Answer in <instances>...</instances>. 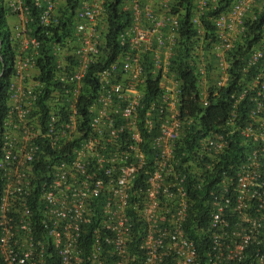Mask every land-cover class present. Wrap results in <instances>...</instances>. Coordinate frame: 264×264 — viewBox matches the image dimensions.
Listing matches in <instances>:
<instances>
[{
    "label": "built area",
    "instance_id": "built-area-1",
    "mask_svg": "<svg viewBox=\"0 0 264 264\" xmlns=\"http://www.w3.org/2000/svg\"><path fill=\"white\" fill-rule=\"evenodd\" d=\"M80 1V17L90 25H80L77 35L94 37L100 14L95 4L102 0ZM42 2L47 5L44 16L55 19L61 0ZM138 2L133 0L136 25L125 35L129 40L122 37L121 45L129 51L97 74L102 95L86 104V114L78 106L76 89L82 74H71L64 58L56 61L53 81L73 89L68 103L66 94L43 102L46 84L39 80L35 60L16 58L7 112L0 122V263L52 264L53 252L61 264H264V22L257 35L251 31L253 45L245 63L236 67H243L237 82L242 93L232 96L221 129L210 131L195 148L213 176L208 191L210 245L201 260L183 223L189 208L186 169L192 164L181 163L187 155L179 160L176 153L187 123L180 118V99L168 91L158 106L138 115L139 87L145 81L138 54H130L150 50L153 42L151 33L142 29ZM258 2L236 0L229 15L217 23L212 53L218 60L219 85L232 77L234 51L248 39L245 17L255 22L252 8ZM206 4L200 1L202 8ZM9 6L16 18L10 30L12 45L21 52H36L40 43L29 32L25 0H9ZM96 42L84 40L79 69L102 53ZM161 53L156 50L157 70ZM163 53L167 61L172 49ZM194 54L204 84L205 50L199 45ZM177 86L175 82L172 90ZM243 99L252 104L244 125L237 116ZM152 133V139L145 138ZM236 134L242 141L237 148L244 145L248 152L226 165ZM72 143L77 148L70 150ZM36 166L44 169L41 175ZM85 226L91 227L93 242L83 247H88L83 256Z\"/></svg>",
    "mask_w": 264,
    "mask_h": 264
},
{
    "label": "clouds",
    "instance_id": "clouds-1",
    "mask_svg": "<svg viewBox=\"0 0 264 264\" xmlns=\"http://www.w3.org/2000/svg\"><path fill=\"white\" fill-rule=\"evenodd\" d=\"M122 3L120 4L121 10L123 12H128L131 15L132 18V24L130 27L125 29L121 34L118 35V43L122 47L121 51H119L116 55L112 56L111 47L108 46L107 38L110 35V28H109V20L106 10V4L107 0H102L101 4H95V9L97 11H100L99 16L97 17V20L95 22L94 28L96 30V36L92 37L90 35L83 36L80 38V36L77 35L78 27L82 24L90 25V23L86 22L80 17V11L83 7V2L80 0H76V8L74 10V29L72 31V34L67 36L62 42L54 43V49H55V60H54V66H53V72L55 70V64L59 56L64 58L70 67V73L82 74V78L79 81V83L76 84L77 90H78V106H83V110L85 109L86 104H88L90 101L94 100L96 97H99L102 95V87L101 82L99 78H97V74L103 71L104 69L110 68L114 63L121 61L125 55L126 52L129 51V49L124 48L122 43V37L129 40L128 37H125L126 33L131 30V28L136 25L135 21V14L133 10V0H121ZM201 0H193V5H190V23L192 25L193 29V35L190 37L187 44H185V41L182 37V28H181V17L185 14H187V6L183 3L182 0H139V8L141 10V16H142V29L145 32H150L152 35V48L150 50H145V47L136 52H131L130 55L138 54L139 57V65L140 71L142 72V79L144 82L143 86L139 87V91L141 93V107L138 109V115L141 116L145 113V111H148L151 107L156 104L158 106V99L162 98L165 93L168 91H171L172 93L174 90H172L175 86V82L179 83L178 80H180L179 74L175 72V64L178 62L177 60V54L181 51L183 53V62L185 64L186 70L193 71V75L196 77V84L198 85L196 95L200 98L201 103L204 105V100H207L208 103L210 101V96L212 94L217 95L216 89H225L228 87L231 82L233 81L237 85V81L239 78H232L228 83L225 85H219L220 80L218 78V60L216 59L215 55L212 53L213 44L218 41V28L217 23L222 19L229 15L231 12L233 5L236 0H232L230 3V6L227 8L226 11H220L218 9L221 4L224 5L227 0H207L206 6L202 8L200 5ZM259 2L252 8L253 15H255L257 18L253 24H251V16H246L245 21L246 25L248 26V39L251 41V46L253 45V42L255 39H251V31H253L254 35L256 34V31L259 30V26L264 22V4H262V0H258ZM90 4L94 3V0H88ZM4 4L8 7L9 15H8V24L11 30V25L16 22V18L14 16V13L12 12L10 6H9V0H4ZM41 4V7L37 6ZM38 4L37 0H25V7L29 10V23H28V29L30 34L40 43L39 48L34 52L32 49H29L25 52H21L15 45H12L11 40L10 44L13 50L15 51L14 60L12 61V64L8 66L4 62V58L1 59L2 64L0 63V70L2 71V74L5 72H14V66L15 61L18 56L22 57H32L31 59L35 60L36 66L38 69V72L40 74L39 80L42 81V83L46 84V90L43 97V102L45 100L55 99L56 95H58V98H62L66 94V101L68 103L69 100H71L73 96V89H70V85L67 87L61 86L58 82L53 81V72L51 74V77H49L47 80H43L42 71L39 68V60L42 57V50L43 45L41 40L38 39L37 36L33 35V32L36 33L38 30H42V34H45V36H50L53 32L52 29L57 27H60L62 22V17L64 13V7L67 5L66 0H61V3L59 5L58 10L55 13V19L51 17H45V11L47 10V5L40 0V3ZM185 8V10L182 9L181 6ZM101 7V8H100ZM101 9V10H100ZM218 14L212 15L213 12H217ZM36 14L34 16L33 14ZM148 14V16H147ZM36 17V18H34ZM198 19L199 24L195 23V20ZM260 19V22L258 23ZM174 21L178 22V26L174 24ZM35 23V24H34ZM207 23H210L214 26L216 36L215 39H212L210 37H207V29L206 25ZM155 30V31H154ZM151 31H154L152 33ZM199 32H204L200 34ZM147 34V33H146ZM11 36V31H10ZM173 37V38H172ZM175 37V42L172 43L173 39ZM89 38L91 41L99 42V45L97 44L98 49L102 50V53L96 58L94 56L91 61L87 63V67L85 69H79L81 59L83 60L82 54L80 53V50L82 48L83 42L85 39ZM97 43V42H96ZM246 44V43H245ZM244 44V45H245ZM201 45L203 49L205 50V57H206V79L205 83L202 84V79L200 78V75L198 73V60L197 56L194 54L197 48ZM243 46V45H242ZM250 46V47H251ZM249 47V49H250ZM167 48L172 49V56L169 60L166 61L164 50ZM159 49V53L161 55L159 56V60L161 63V68L157 70L155 68L156 65V50ZM53 50V48H52ZM248 51V50H247ZM54 52V51H53ZM168 63L167 66L165 63ZM101 64V65H99ZM96 69H92V68ZM119 70H122V66L119 65ZM231 72V71H230ZM122 73V72H121ZM167 73V76H164V74ZM0 73V75H2ZM91 75L90 79H94L97 82L98 88L93 91V86L89 82H86L87 76ZM151 79L153 82L156 83V85L149 84L148 80ZM181 82V81H180ZM151 86V89L156 87V89L159 92V95L156 97L149 98L146 94L148 92L147 86ZM80 87V88H79ZM66 91V93H64ZM231 91L236 92L234 94L242 93L240 92V89L235 91L233 88ZM195 92V91H194ZM90 93V95H89ZM174 95V94H173ZM84 97V99H83ZM86 97V99H85ZM239 98V97H237ZM180 99V96H179ZM234 98L231 97V108L233 105ZM249 99H243L240 101L239 107L242 105V102ZM85 102V106L83 103ZM180 103V102H179ZM58 104V103H57ZM160 104V103H159ZM237 110V116L238 111ZM252 108V104L249 102L248 104V117L242 121V125L248 120L249 118V111ZM231 110V109H230ZM83 113V111H81ZM230 113V111H229ZM86 114V111H85ZM239 117V116H238ZM187 121L186 124L182 126V137L177 143L176 153L178 156V159L180 160L184 154L187 155V157L181 159V163L190 161L192 165H189L186 171L188 172V175L186 176L187 179L189 177L196 179L200 184H208L209 179L212 178L205 169L204 161L200 159L198 152L196 151V144L192 146V148L185 150L183 141L185 136L183 135V132L191 126L192 119H190V116H187L185 118ZM241 122V118H239ZM223 124V123H222ZM214 131V130H210ZM209 131V132H210ZM218 131V130H217ZM208 132V133H209ZM204 137V136H203ZM202 137V138H203ZM229 145V150H230ZM237 148V147H236ZM231 152V150H230ZM193 155L192 158L188 159V161H184L189 157V155ZM189 180L185 183V188L188 191L189 195V202L190 200V190L191 192H195L197 189L193 184L190 185V189L188 186ZM209 185V184H208ZM210 189V188H209ZM207 192L209 190H206ZM209 201V197L207 196V202ZM210 208V203H209ZM186 228V227H185Z\"/></svg>",
    "mask_w": 264,
    "mask_h": 264
},
{
    "label": "trees",
    "instance_id": "trees-1",
    "mask_svg": "<svg viewBox=\"0 0 264 264\" xmlns=\"http://www.w3.org/2000/svg\"><path fill=\"white\" fill-rule=\"evenodd\" d=\"M182 1L185 6H187V14H184L180 19L182 28L181 32L183 34V40L185 41V44H187L190 37L193 35V29L190 23L189 15L190 5H193V0ZM231 2L232 0H227L226 3H224V5L221 4L218 9H220V11H226ZM66 3L67 5L64 7L65 9L61 25L60 27L56 26L55 28H53V33L50 36H45V34H42V30H38L36 33L33 32V35L37 36L38 39L41 40L43 45L42 57L40 58L38 64L39 68L42 71V76L44 77L43 80H47L49 77H51V74L53 72L54 60L56 57L53 44L62 42V40L72 34V31L74 29L73 22L74 10L77 5L76 0H66ZM121 3V0H107L106 4V10L110 25V35L108 36L107 41L108 46L111 47L110 51H112V56L113 53L114 55H116L122 49L117 40L118 35L121 34V32H123L125 29L130 27V25L132 24L130 13H125L121 10ZM179 6L181 5L179 4ZM182 9L185 10L184 7H182ZM216 14H218V11L212 13V15ZM8 15V7L4 4V0H0V63L2 64L1 59L4 58V62L7 64V60H9L11 65L12 61L14 60L15 51L10 44V27L8 24ZM33 15L36 16L35 13ZM259 22L260 19L258 23ZM206 29L207 37L215 39L216 32L214 26L210 23H207ZM245 43L246 44L243 46L239 44L234 51L235 58L232 59V64L234 66V70L232 69L231 71L232 77L239 78L243 75V71L240 70L243 69V67L240 69H237L236 67L245 63L246 54L248 52L247 50L251 46V41L247 39ZM183 56L184 55L181 51L177 54L178 62L175 64V72L179 74L180 80H178L179 83L176 80L178 86L174 90L173 94L176 96V98H179L180 96V118L185 119L187 116H190V119H192L191 126L183 132V135L185 136L183 141V145L185 146L184 149L188 150L192 148V146L196 144L203 136L208 134L210 130L217 131L218 129H221L222 123L228 117L229 111L231 109V97L234 93L233 91H231V89L233 88L235 91H238L240 88L232 81L231 84L225 89H216L215 93H217V95L212 94L210 96L208 105L204 106L201 103L200 98L196 95L198 88V85L196 84V77L192 74L193 71L186 70L185 64L183 62ZM92 69L96 68L93 67ZM90 77L91 75L87 76L86 82H90L92 84L94 91L98 88L97 82L94 79H90ZM11 79L12 73L10 72H5L4 74L0 75V122L5 117L7 112L8 90ZM239 79L237 82H239ZM148 83L150 85H156V83L151 79L148 80ZM149 84L147 86L148 92L146 95L149 98L158 96L159 92L156 87L151 89V86H149ZM248 104L249 102L248 100H246L242 102V105L239 107L240 109L238 111V116L239 118H241V123L246 118V116L248 117ZM83 105L85 106V102L83 103ZM82 111L85 114L86 110ZM85 121H87V117H85ZM154 135L152 133L145 138L152 139V136ZM232 138V146H230L231 152L229 156L227 155V158L229 159H227L226 165H228L229 162L236 161L238 156L241 159L244 158L248 152V147L244 145H241L242 148H236L240 146V143L242 142L241 136L239 134H236ZM72 146H74V143L69 145V149ZM146 147L147 146L144 145L143 149H145ZM76 148L77 146H74V149ZM70 150L68 153L72 155ZM192 156V154L189 155V157L184 161H188V159L192 158ZM107 158L109 157L107 156ZM35 170L37 171L38 175H41L44 169H40V173V171H38V167L36 166ZM2 172L3 170L0 169V183L2 178L4 177L2 175L1 178ZM188 180L189 182L187 187L190 189V185L193 184L197 189L195 190V192H191L190 190L191 203L189 202V208L187 210L186 217H184L185 221L183 223L186 227L187 236L195 242L200 259L204 260V253L210 245L209 230L212 227V224H210L212 220L210 219L209 214V201L207 202L208 192L206 190H209L213 179H209V185L200 184L196 179L191 177H189ZM90 229V226H85L83 228V236L80 241V247L84 250L83 256L88 253V247L86 249L83 247L93 242V236L90 232ZM52 254L53 260H55V262L52 264H61L60 256L57 253L52 252ZM85 264L87 263L85 262Z\"/></svg>",
    "mask_w": 264,
    "mask_h": 264
},
{
    "label": "rangeland",
    "instance_id": "rangeland-1",
    "mask_svg": "<svg viewBox=\"0 0 264 264\" xmlns=\"http://www.w3.org/2000/svg\"><path fill=\"white\" fill-rule=\"evenodd\" d=\"M7 65L10 66V61L9 60H7Z\"/></svg>",
    "mask_w": 264,
    "mask_h": 264
}]
</instances>
